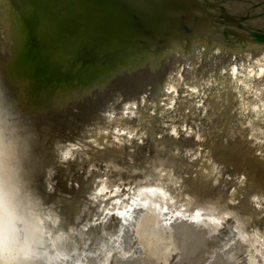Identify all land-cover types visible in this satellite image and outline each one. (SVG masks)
Returning <instances> with one entry per match:
<instances>
[{
    "label": "rangeland",
    "instance_id": "374dc122",
    "mask_svg": "<svg viewBox=\"0 0 264 264\" xmlns=\"http://www.w3.org/2000/svg\"><path fill=\"white\" fill-rule=\"evenodd\" d=\"M203 1L211 17H220L217 25L148 51L168 42L215 44V34L224 46L225 40L248 43L251 32L264 38L258 26H264V0ZM231 55L224 53V61ZM200 59L205 71H196L195 80L222 63L215 66L209 50ZM136 69L132 87L111 95L54 153L49 136L35 139L38 152L28 163L37 165L32 188L9 176L14 184L6 195L21 205L35 203L27 208L33 215V264H264V134L252 132L248 117L218 100L231 89L229 70L222 67L210 88L198 93L188 84L166 87L163 68L161 84ZM149 184L154 190L148 191ZM152 251H160L159 258Z\"/></svg>",
    "mask_w": 264,
    "mask_h": 264
},
{
    "label": "bare ground",
    "instance_id": "6f19581e",
    "mask_svg": "<svg viewBox=\"0 0 264 264\" xmlns=\"http://www.w3.org/2000/svg\"><path fill=\"white\" fill-rule=\"evenodd\" d=\"M30 1L0 0V143H3L1 148L3 153H0V264H33L32 257H34V255L31 256L34 252H30L34 247L33 215L27 208L35 203L33 200H27L24 202L25 204L21 205L6 195L9 186L14 184L9 176L15 177V183L32 188L33 173L36 172L37 165L33 162L28 166V163L29 160L36 157L35 148L38 152L36 147L38 141L35 142V139H38V136H49L53 145L55 144V146L52 145L51 152L54 153L60 141L67 139L71 133L79 130L81 124L91 121L93 114L106 104L111 95L117 92L121 94L132 87L131 81L137 77L135 75H137L136 68L138 66L156 81H160L161 77L158 74L163 68L166 74H164L162 83L166 84V87L178 88L183 84H188L198 93L205 92L210 88L212 76L213 78L218 76L222 67L225 66V69L229 70L231 89L228 90L225 99L219 98L218 100L222 101V104L226 101L231 111L236 110V113L239 112L248 117L250 123L253 124L252 132H256L258 135L264 134V73H262L261 67L264 62V38L260 33H250V30H244L245 34L250 33L248 43L225 40L226 46L229 47L219 45L221 43L216 41L224 40L215 34V44H206L201 40H193L191 43L168 42L167 45L152 52L156 55L150 53L149 49L147 52L134 48L123 51L126 53L114 60L112 55L105 53L106 50L89 45L80 38L78 45L75 38L63 39L59 35L58 40L45 42L42 35L47 25L42 28L38 27L33 16L37 10V4L39 5L43 0ZM231 7L238 11L243 8L242 5H232ZM31 17L34 18V21ZM258 26L264 27L259 24ZM249 27H254L253 30L259 29L256 25ZM205 29L206 27L198 29V32ZM263 31L261 28V32ZM253 33L256 34L252 35ZM35 37L39 43L36 48H33L35 46L33 44L26 45V39L29 40V43H33ZM78 37L80 36L78 35ZM203 50H209L210 54L216 56L215 66L220 60L222 63L218 67L208 70L207 74L200 78L201 80H195L198 79L195 76L196 71L201 68L199 63ZM131 52L133 54H129ZM224 53H232L227 62L223 59ZM253 53H255L254 56ZM239 54H243V57L238 60L237 55ZM88 58L94 59L102 65V70L93 76H89L87 73ZM234 58L236 61H233ZM200 70L205 71L204 68ZM170 75L173 77L169 78ZM236 83L240 84L238 90L232 87ZM220 96L221 94L218 97ZM115 97L118 98L119 95ZM92 100L95 103L92 106L89 105L88 109L85 108ZM17 171H21L18 176H16ZM150 187L151 185L148 187V191L154 190ZM164 191L166 190L164 189ZM196 196L198 195L196 194ZM145 197L146 200L152 201L153 197L149 194ZM182 205L184 206V204ZM148 209L150 208L148 207ZM62 211L61 215L70 227L71 215L66 213L64 208ZM155 211L157 213V210ZM155 215L157 216V214ZM211 216L214 215L211 214ZM154 224L156 225V223ZM154 228H152L153 232H155ZM142 231L144 232V230ZM80 234L83 236L84 232L81 230ZM144 237L146 236L144 235ZM147 241L150 240L147 239ZM187 250L188 253L190 250L192 251V249ZM152 253L154 252L152 251ZM155 253V256H160V253ZM147 254L149 253L147 252ZM157 258L159 257L157 256Z\"/></svg>",
    "mask_w": 264,
    "mask_h": 264
},
{
    "label": "water",
    "instance_id": "95a60500",
    "mask_svg": "<svg viewBox=\"0 0 264 264\" xmlns=\"http://www.w3.org/2000/svg\"><path fill=\"white\" fill-rule=\"evenodd\" d=\"M36 9L37 26L47 25L42 35L45 42L73 37L78 45L80 38L106 50L114 60L128 48L154 49L221 21L210 16L202 0H43ZM36 38L33 43L26 39V45L36 48ZM88 59L89 76L102 70L101 63Z\"/></svg>",
    "mask_w": 264,
    "mask_h": 264
},
{
    "label": "snow or ice",
    "instance_id": "6c2138e0",
    "mask_svg": "<svg viewBox=\"0 0 264 264\" xmlns=\"http://www.w3.org/2000/svg\"><path fill=\"white\" fill-rule=\"evenodd\" d=\"M196 215H199V213H197Z\"/></svg>",
    "mask_w": 264,
    "mask_h": 264
}]
</instances>
